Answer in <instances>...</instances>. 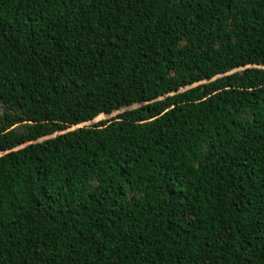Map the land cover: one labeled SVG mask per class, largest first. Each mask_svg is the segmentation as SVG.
<instances>
[{"label": "trees", "instance_id": "1", "mask_svg": "<svg viewBox=\"0 0 264 264\" xmlns=\"http://www.w3.org/2000/svg\"><path fill=\"white\" fill-rule=\"evenodd\" d=\"M0 264H264V0H0Z\"/></svg>", "mask_w": 264, "mask_h": 264}, {"label": "rangeland", "instance_id": "2", "mask_svg": "<svg viewBox=\"0 0 264 264\" xmlns=\"http://www.w3.org/2000/svg\"><path fill=\"white\" fill-rule=\"evenodd\" d=\"M245 67H249V65L244 66V67H240V68H236V69H234L233 71H234V72H235V71H239V70H241L242 68H245ZM203 82H204V81H203ZM199 83H200V82H199ZM199 83H197V84H199ZM194 85H196V84H193L192 86H194ZM189 87H191V86H189ZM186 88H188V87L182 88V89H180V90H184V89H186ZM136 106H138V105H137V104H134V105H131V106H129V107H123V108H121V109H119V110L113 111V112H111V113L108 114V115H99V116L95 117L94 119H92V120H90V121H87V122H84V123H82V124H79V125L73 126V127L69 128V130H70V129L77 128V127L89 126V125H91V124H93V123H96V122H98V121H100V120H108V119L114 117L116 114H119V113H121V112L124 111V110L132 109V108H134V107H136ZM60 133H62V132H57V133H54V134H52V135H50V136H45V137H43V138L38 139V141H41V140L46 139V138H51V137H53V136H55V135H57V134H60Z\"/></svg>", "mask_w": 264, "mask_h": 264}]
</instances>
